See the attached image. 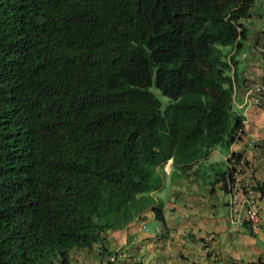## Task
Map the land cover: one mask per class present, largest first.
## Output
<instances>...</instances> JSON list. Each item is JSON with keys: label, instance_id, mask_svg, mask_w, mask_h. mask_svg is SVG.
Returning a JSON list of instances; mask_svg holds the SVG:
<instances>
[{"label": "trees", "instance_id": "obj_1", "mask_svg": "<svg viewBox=\"0 0 264 264\" xmlns=\"http://www.w3.org/2000/svg\"><path fill=\"white\" fill-rule=\"evenodd\" d=\"M255 1L0 0V264L103 249L166 175L227 192Z\"/></svg>", "mask_w": 264, "mask_h": 264}, {"label": "crops", "instance_id": "obj_2", "mask_svg": "<svg viewBox=\"0 0 264 264\" xmlns=\"http://www.w3.org/2000/svg\"><path fill=\"white\" fill-rule=\"evenodd\" d=\"M244 22L247 36L243 48L250 44V50L248 54L242 51L240 56L244 67L249 69L245 66L247 57L253 58L256 52L260 56L255 59H259L260 64L264 62V53H260L264 51V0L253 3L250 16ZM255 59L248 65L256 62ZM259 69L262 71L257 75L250 70L244 73L247 72L246 76L251 80L258 75L264 79V68ZM244 93L239 91L237 102V106L243 108L246 106ZM249 105L244 112V133L229 146L224 158L230 151H241L246 178L251 185L261 186L257 189H264V148L262 144L253 147L248 143L252 138L264 135V113L254 102ZM247 130L254 135L248 137ZM164 182L168 183V189L161 194L157 190L151 193L154 201L144 209L142 218L110 231L103 249L97 241L90 248L72 251L67 264H264L258 260L264 235L252 232L243 219L242 190L236 187V190L223 192L227 197L222 202L224 210L221 214L215 203H206L210 195L206 186L168 175ZM212 187L213 190L219 188L218 183ZM155 203L161 205L162 219L155 217L151 209ZM150 217L160 219L161 224L155 223L154 228L147 229L145 220Z\"/></svg>", "mask_w": 264, "mask_h": 264}, {"label": "rangeland", "instance_id": "obj_3", "mask_svg": "<svg viewBox=\"0 0 264 264\" xmlns=\"http://www.w3.org/2000/svg\"><path fill=\"white\" fill-rule=\"evenodd\" d=\"M252 43V42H251ZM250 45V44H249ZM249 45H247V46H245L244 48H243V52H246V54H248L249 53V50H250V46ZM262 48V47H261ZM259 52V51H258ZM260 53H264V51L263 50H261L260 51ZM255 55L256 56H260V54L259 53H255ZM256 56H253V58H252V56H248L247 57V60H248V62L246 63V67L247 66H249V69H248V67L247 68H245V71H247L248 72V70H250V69H252V68H254L253 70H250L251 71V73H253V75H257V74H260V72L262 71V69H259L261 66H262V68H264V62L263 63H261L260 64V62H259V59L257 60V59H255V58H257ZM253 59H255V60H257L256 62H252V63H250L251 64V67H250V64L248 65V63H249V61H253ZM243 63V61H240V64H242ZM258 69V70H257ZM263 71H264V69H263ZM246 72V73H247ZM263 79H261L260 78V76L258 75L257 77H255V78H253V80H251V84L250 85H252V84H259L261 81H262ZM252 92H254V91H251L250 92V98L251 99H253V98H255V96H257L258 95V93H256V92H254V94H251ZM157 95H158V97L160 98V99H162L163 97L159 94V93H157ZM261 95H264V94H261ZM240 100V98H238V96H236L235 97V101H236V106H237V102ZM252 102H254V104H256V105H258V108L260 109V111H263V113H264V108H263V102H258V101H251V103ZM250 103H248L246 106H244V108L242 107V106H237V107H241L242 108V110H243V113L245 112V110H246V108L247 107H249L250 105H249ZM244 105H245V102H244ZM248 124V123H247ZM249 125H251V124H248V126ZM247 135H248V137H252L254 134V132H252V131H250V130H247ZM248 143L249 144H251V146H261V144H262V147L264 148V135L263 136H260V137H258V138H252L250 141H248ZM216 151H213V152H211L209 155H208V157H207V159L206 160H208V161H212V160H216V161H220L221 159H223L224 158V156H225V154L227 153V150H226V148H217V149H215ZM237 150V149H236ZM238 152H241V151H239L238 150ZM252 156V155H251ZM253 157V156H252ZM251 157V158H252ZM169 162L170 161H168L167 163L165 162L164 164H163V170L167 173V171L169 170V168H170V164H169ZM247 163H248V161H247ZM246 164H245V162H244V165L242 166H240V165H236V168L238 169L237 170V172H236V174H235V178H234V182H235V184H234V187H232L231 188V190H236V187H238L240 190H242V193H246V191H247V189H249V188H252V189H257L258 188V186L259 185H251L250 184V180L249 179H247L246 178V174L244 173L245 172V168H244V166H245ZM218 167L217 168H219V167H221V165L219 164V165H217ZM210 170V168H208V169H206V167H204V166H200L199 167V169H198V174H197V182H195V183H197V184H202V183H205V182H209V179L210 178H208L207 177V174L210 172L209 171ZM183 178V177H182ZM187 181V180H186ZM189 183H192L193 181H188ZM164 184H165V186H164ZM205 185V184H204ZM206 187L209 189L210 188V185H206ZM218 187H219V184H218ZM259 187H261V186H259ZM168 189V183H165V182H163L162 183V185H161V188L160 189H156L157 191H160V194L161 193H163L164 191H166ZM210 192V195L208 196V199H206L207 200V202L206 203H211V202H213V203H215V208L217 209V210H220L221 211V214H222V212H223V210H224V208H223V205H222V202L224 201V199H226V197H227V194H225V193H223V191L221 190V189H219V188H216L215 190H213V191H209ZM225 197V198H224ZM256 198H257V196H256ZM211 206H209V208H210ZM155 223H159V224H161V222H160V219H155L154 217H150V218H147V220H145V227L147 228V229H152V228H154L153 226H154V224Z\"/></svg>", "mask_w": 264, "mask_h": 264}, {"label": "built area", "instance_id": "obj_4", "mask_svg": "<svg viewBox=\"0 0 264 264\" xmlns=\"http://www.w3.org/2000/svg\"><path fill=\"white\" fill-rule=\"evenodd\" d=\"M254 91L258 93L255 98H250V92ZM264 79L259 84H252L250 85L245 93H244V102L245 105L248 103H251V101H258L263 102V108H264ZM238 152V151H236ZM241 154V152H240ZM245 162L243 155L241 154L239 162L235 164V169L233 171L232 177L233 181L228 185L227 191H231V188L234 187V178L235 174L237 172L236 165H242ZM241 191V190H240ZM244 194V198L242 200L243 202V219L246 221L249 229L252 232H262L264 235V189H247L246 193ZM257 196V198H256ZM142 227H144L142 225ZM258 260L261 263H264V245L263 250L260 253Z\"/></svg>", "mask_w": 264, "mask_h": 264}]
</instances>
